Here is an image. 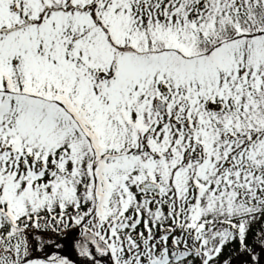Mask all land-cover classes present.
I'll list each match as a JSON object with an SVG mask.
<instances>
[{
    "label": "snow or ice",
    "instance_id": "6c2138e0",
    "mask_svg": "<svg viewBox=\"0 0 264 264\" xmlns=\"http://www.w3.org/2000/svg\"><path fill=\"white\" fill-rule=\"evenodd\" d=\"M230 246L264 264V0H0V264Z\"/></svg>",
    "mask_w": 264,
    "mask_h": 264
},
{
    "label": "rangeland",
    "instance_id": "374dc122",
    "mask_svg": "<svg viewBox=\"0 0 264 264\" xmlns=\"http://www.w3.org/2000/svg\"><path fill=\"white\" fill-rule=\"evenodd\" d=\"M76 235L75 233H73L72 235H70L65 241V251L67 254H69L74 260L76 259V253L73 251V241L75 240ZM233 247V246H230ZM257 251H260L259 249H257ZM228 251H225V254H227ZM234 262L233 264H245V262L247 261V257L241 254H238L235 256V258L233 259Z\"/></svg>",
    "mask_w": 264,
    "mask_h": 264
},
{
    "label": "flooded vegetation",
    "instance_id": "af4514ba",
    "mask_svg": "<svg viewBox=\"0 0 264 264\" xmlns=\"http://www.w3.org/2000/svg\"><path fill=\"white\" fill-rule=\"evenodd\" d=\"M259 227H260V225H255L254 226V231H255L256 228H259ZM249 242L251 243V236L249 237ZM225 251H228V253L225 254V252H224V255L221 257V259H225V258H228L229 256H231L233 262H234L233 259L235 258V256L239 254V250H238V248L236 246L229 247Z\"/></svg>",
    "mask_w": 264,
    "mask_h": 264
}]
</instances>
